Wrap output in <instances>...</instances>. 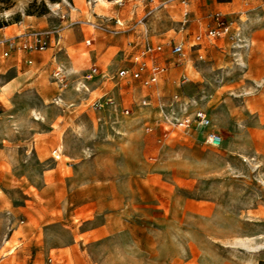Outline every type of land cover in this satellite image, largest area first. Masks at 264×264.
<instances>
[{
    "label": "rangeland",
    "instance_id": "1",
    "mask_svg": "<svg viewBox=\"0 0 264 264\" xmlns=\"http://www.w3.org/2000/svg\"><path fill=\"white\" fill-rule=\"evenodd\" d=\"M39 16L96 40L69 49L65 85L34 68L0 93V264L264 263V0H0V26ZM183 107L212 126L165 129Z\"/></svg>",
    "mask_w": 264,
    "mask_h": 264
},
{
    "label": "built area",
    "instance_id": "2",
    "mask_svg": "<svg viewBox=\"0 0 264 264\" xmlns=\"http://www.w3.org/2000/svg\"><path fill=\"white\" fill-rule=\"evenodd\" d=\"M218 26L216 28H212L206 31V36L209 38H214L221 35L223 32L228 31V27L224 23V21L217 18ZM27 28L23 32L14 34V35H5L3 32V27L0 26V47H2V51L0 52V64L10 57L11 51L16 49H21L24 51L35 52V51H44L48 48V38L50 35H56V32L47 31V30H33L27 31ZM56 43L60 44L61 37L59 33L56 35ZM202 36H198L196 40L201 41ZM87 44H90V41H87ZM161 46H157L152 48L150 46L147 47L145 53H150L155 50H161ZM171 54L175 56L177 61H181L183 57H185V48L182 43L175 44L171 49ZM146 68V65H142L135 71H131L130 69H123L119 72L120 79H125L130 77L132 79H139L143 73V70ZM165 71L164 68L160 66L154 65L150 69V75L145 78L144 84L145 85H152L158 82L159 78L161 77L162 73ZM101 71L99 66L94 63L90 68L89 74L86 75V80L89 81L93 79L94 76L100 75ZM55 77L58 78L63 85H65L66 77L64 76L63 70L58 68L55 71ZM184 82H186L187 78L184 77ZM86 90L88 88L83 86ZM77 90H80L79 88ZM176 99V98H175ZM144 105H147L148 102L144 101ZM189 105V104H187ZM182 113L178 116L174 113H170L169 115H165L163 120V127L165 129H180V130H189L192 128L200 129L205 131L206 129L212 126V120L209 115L201 110L198 109L195 111L194 115L190 117L188 107H183ZM126 114L130 113L129 109L125 110ZM206 143L212 147H220L223 144V137L220 133L214 130H207L206 131ZM57 153V152H55ZM60 158V156H58Z\"/></svg>",
    "mask_w": 264,
    "mask_h": 264
},
{
    "label": "crops",
    "instance_id": "3",
    "mask_svg": "<svg viewBox=\"0 0 264 264\" xmlns=\"http://www.w3.org/2000/svg\"><path fill=\"white\" fill-rule=\"evenodd\" d=\"M24 22L25 21H19V22L13 23V24H8L7 26L2 25L1 27H3V29H4L3 32L5 35L18 34V33L23 32L27 28H33V24H24ZM35 25H36V27L40 28L39 30H45V28H44L45 25H48L47 17L46 16L36 17ZM13 26L17 27V29L12 30L10 33L5 31L6 29L11 28ZM82 30L83 31H80V34H79L80 36L71 37L69 41L66 40V38L62 39V37H61L60 44L56 43V38H54V37H56V35H54V34L50 35L48 38V48L44 51L29 52V51H24L21 49H16V50L11 51L10 57L8 59L4 60L0 64V66H3L6 63H9V67H6L4 70L0 69V93L3 94L4 93L3 90L5 88L12 87V88H14V94H15L16 92H18L17 90L23 84L28 85L25 82H23V80H27L30 73L32 74V75H30V77L34 75V72H35L34 68H37L40 70L44 67H45V69H50L52 67V68H55V71L58 68H61L63 70L64 76L67 79L64 67H66L65 64H68V65L71 64V59L67 56V55H69V49L75 50L77 52V54H80V51L86 48L85 43H87V41H90V43H91L92 39L96 40V38H95L96 36H95V33L93 31H91L90 29H86V30L82 29ZM65 31L66 30H64V32ZM53 32H56V31H53ZM59 35H62V32H60ZM86 38H88V39H86ZM177 43L178 42H176L175 44H177ZM94 44H96V42H94ZM115 48H117V44L112 43L110 46H107L108 51H111L112 49H115ZM2 49L3 48L0 47V52L2 51ZM91 51L94 52L93 50H91ZM94 54L96 55L97 51H95ZM49 57H50V59L48 61ZM94 63H96L98 65L97 60ZM98 66H99L100 71H101L100 74H102V72H103L102 68L100 65H98ZM90 68H91V66H90ZM21 69H23V71H21ZM89 72H90V69H89ZM23 76H26V77H23ZM2 98H4V97L0 96L1 100H3ZM6 104H7L6 101H1L0 102V108L3 106L6 107L7 106ZM0 114H2V113H0ZM42 116H43V114H42ZM44 121L45 120H41V121L36 120V123H37V125L44 127ZM41 129H43V128H41ZM10 135H13V134H10ZM26 135H35V133L28 129V132L26 133Z\"/></svg>",
    "mask_w": 264,
    "mask_h": 264
},
{
    "label": "trees",
    "instance_id": "4",
    "mask_svg": "<svg viewBox=\"0 0 264 264\" xmlns=\"http://www.w3.org/2000/svg\"><path fill=\"white\" fill-rule=\"evenodd\" d=\"M261 264H264V263H261Z\"/></svg>",
    "mask_w": 264,
    "mask_h": 264
},
{
    "label": "bare ground",
    "instance_id": "5",
    "mask_svg": "<svg viewBox=\"0 0 264 264\" xmlns=\"http://www.w3.org/2000/svg\"><path fill=\"white\" fill-rule=\"evenodd\" d=\"M224 142V141H223Z\"/></svg>",
    "mask_w": 264,
    "mask_h": 264
}]
</instances>
